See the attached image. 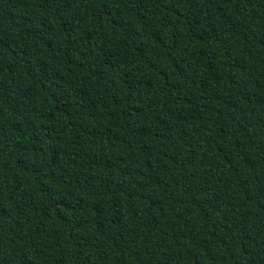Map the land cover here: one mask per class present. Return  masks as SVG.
Wrapping results in <instances>:
<instances>
[{
  "label": "trees",
  "instance_id": "trees-1",
  "mask_svg": "<svg viewBox=\"0 0 264 264\" xmlns=\"http://www.w3.org/2000/svg\"><path fill=\"white\" fill-rule=\"evenodd\" d=\"M0 264H264V0H0Z\"/></svg>",
  "mask_w": 264,
  "mask_h": 264
}]
</instances>
